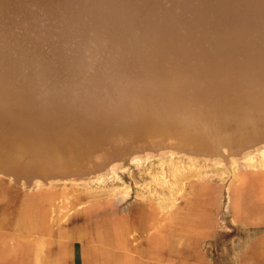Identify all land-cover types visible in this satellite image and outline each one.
Instances as JSON below:
<instances>
[{"label": "bare ground", "instance_id": "obj_1", "mask_svg": "<svg viewBox=\"0 0 264 264\" xmlns=\"http://www.w3.org/2000/svg\"><path fill=\"white\" fill-rule=\"evenodd\" d=\"M139 1L0 0V247L5 230L24 241L36 234L38 199L20 201L15 185H62L58 223L76 200L68 188L114 172L128 142L132 156L170 149L230 168L264 148V48L252 49L264 42V0H172L168 8L144 0L145 11ZM99 21L109 39L88 35ZM181 25L182 37L206 47L205 58L189 46L150 45L157 28ZM131 35L148 46L117 49ZM74 36L96 45L71 49L64 42ZM110 232L105 223L92 242Z\"/></svg>", "mask_w": 264, "mask_h": 264}, {"label": "rangeland", "instance_id": "obj_2", "mask_svg": "<svg viewBox=\"0 0 264 264\" xmlns=\"http://www.w3.org/2000/svg\"><path fill=\"white\" fill-rule=\"evenodd\" d=\"M149 1L151 0H146V4ZM163 1H159L165 4L162 8L166 6L168 8L172 4V0H169L170 3L168 0L164 1L165 3ZM142 2L139 1L138 5L141 4V8L144 6L142 9L145 11L149 5L146 7L145 2ZM151 2L154 3L155 0ZM96 23H89L91 25L88 35L91 38L102 34L107 36L106 39L113 36L107 31L106 25L100 21ZM184 28L182 25L165 30L157 28L158 32L155 33L158 35H152L157 40L150 45L157 47L173 44L171 47L173 51L178 48L187 49L189 46L187 50L192 51L189 55L195 52L196 56L205 58L206 47L195 42L193 45L188 35L182 37ZM40 30L44 32L42 28ZM31 34L34 36V33ZM39 36L47 40L50 35L41 33ZM66 39L64 43L70 45L71 49L84 45L89 53L90 48L96 45L91 43L93 40L85 37L79 39L74 36ZM131 43L142 45L140 48L148 46L131 35L129 38L124 37L122 41L117 39L116 47L119 49ZM104 46L102 44L100 48L104 49ZM256 48H264V42L257 43L252 49ZM168 63L172 72L173 64L171 61ZM131 145L134 146L132 142H128V145L117 149L114 161L121 164L114 172H107L103 180L93 178L90 182L74 185V189L68 188L69 194H73L71 198L74 196L76 200H70L73 208L69 211L68 217L65 216L58 223L54 219L65 211L63 208L65 200L60 197L63 192L62 185L39 189L15 185L16 189L12 188L16 194H20L18 198L20 201L39 200L40 195L44 197L41 203L37 200L34 206L37 212L34 219L37 225L35 232L36 235L39 232L42 234L43 242L47 236L45 227L48 221L52 224L50 231L52 242L58 243V258L62 264H72V261L74 264H162L164 257L157 254L155 249L156 245H160L158 243H161L162 237L159 242H156L155 238L160 235H163V238L168 236L163 225L169 224L170 229L171 226L174 227L172 224H177L175 222L178 213H186L179 214L180 222H190L188 224L190 227L186 226V230L194 229L199 222V214H202V217L208 215L213 224L215 223L212 242L206 240L203 246L199 247L201 249L197 251V255L191 252L193 253L191 261L239 264L244 256L242 254L247 252L251 257L250 261L255 256L264 261V148L254 151L249 159L238 158L230 168L226 166L224 160L205 161L194 158L193 160L170 149L169 151L167 149L168 152L165 150L159 153L146 152L134 155L140 159L133 161ZM223 155L225 157V154ZM4 183L12 185L7 180ZM0 209H3V206ZM105 223L110 225V233L115 236L112 235L106 241L95 244L92 240L96 237V231ZM182 225L181 223L180 226ZM118 227L122 228V231ZM174 231L170 230V239L166 240L170 246L177 248L182 245L179 241L183 239L181 236L183 232L180 230L179 233L177 229ZM69 234L71 239H67ZM5 237L2 238L4 245ZM25 238L24 241L19 236H13L12 239L10 236V251L19 243L25 245L28 243L25 251L33 249L35 244L31 245L29 240H35V234L26 235ZM39 247L44 261L50 250L44 243ZM192 257L196 258L193 260ZM173 262L178 264V261Z\"/></svg>", "mask_w": 264, "mask_h": 264}, {"label": "crops", "instance_id": "obj_3", "mask_svg": "<svg viewBox=\"0 0 264 264\" xmlns=\"http://www.w3.org/2000/svg\"><path fill=\"white\" fill-rule=\"evenodd\" d=\"M3 184L6 188H9V185L7 183H3ZM179 214H186V213H178L177 221L175 222L177 224L174 223L172 224L174 225V227L171 226L170 229L169 224L167 226H165V224L163 225V228H165V230L168 232V236H165L163 238V235L162 236L160 235L159 237H157V239L155 238L156 242H159L158 240L162 237L161 243H158L160 245L155 246L157 254H162L164 257V259H162L163 262L162 264H174L173 261H178L177 262L178 264H208L204 262L191 261V254L194 253V255H197V251L201 249L199 247L203 246L202 244L206 240H210L212 242V238L214 235L213 228L215 226L214 225L215 223L213 224L212 220L210 219L211 217H209L208 215L202 217L201 216L202 214H199L198 217L200 219L198 224L194 226V229L186 230V226L188 228L190 227V225H188L190 224V222L188 223H183L184 221L180 222ZM193 215L197 216V214H193ZM181 223L183 224L182 227L180 226ZM175 229H177V232L179 231V233L180 230H182L181 232H183V235H181L183 239L179 241L180 243H182V245L180 244L177 248H175L174 246H170L169 241L166 240V238L170 239V230L175 232L174 231ZM120 231H122V228L120 229ZM2 234H4V236L6 237H5L4 247H0V264H62L61 260H58L59 259L57 252L58 243L52 242L51 233L50 236L47 234L43 242L41 237L42 234L40 232L37 235L35 234V242H36L35 244L37 247L35 246L33 249H29V251H25V250L21 251L20 253L22 255H20V253H17L18 255H15V253L10 252L9 249L10 239L8 236V232L5 230V232ZM29 242L33 243L34 239H30ZM42 243L46 244L47 248L50 247L49 248L50 253L44 258V261H42L43 256L41 255V250H40L41 247L38 248V246H41ZM185 244L189 245L188 246L189 249L188 247L185 246ZM242 255L244 256L241 258V262H239V264H264V261L261 260L262 258L257 256H255V258L253 257L254 259L250 261L251 257L248 254V252ZM174 256L177 257L174 258ZM195 258L196 257H194L193 260ZM72 264H74L73 261Z\"/></svg>", "mask_w": 264, "mask_h": 264}]
</instances>
